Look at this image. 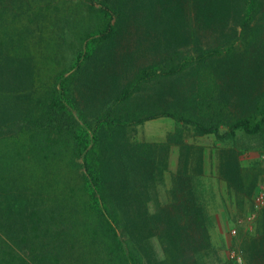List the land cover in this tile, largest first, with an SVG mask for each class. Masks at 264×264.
I'll return each instance as SVG.
<instances>
[{
	"label": "trees",
	"instance_id": "trees-1",
	"mask_svg": "<svg viewBox=\"0 0 264 264\" xmlns=\"http://www.w3.org/2000/svg\"><path fill=\"white\" fill-rule=\"evenodd\" d=\"M56 1L0 0V74L9 67L24 78L27 102L14 114V100L0 88V264H238L212 246L201 210L183 200L171 208L159 203L156 188L166 169L160 155L183 144L182 129L162 145L131 142L128 133L167 118L220 141L262 135L264 88H248L247 67L249 58L264 57V0H191L209 23L237 12L236 39L176 48L139 67L92 118L75 115L76 82L93 72L128 2L146 19L161 0ZM64 11L78 14L70 27V68L56 61L55 27ZM160 82H179L183 90L166 105L136 102ZM234 92L241 95L238 104ZM241 171L244 187L253 189L258 175ZM189 214L196 225L188 234ZM255 224L241 237L245 264H264V209ZM151 237L166 246L159 263L146 262L142 253Z\"/></svg>",
	"mask_w": 264,
	"mask_h": 264
},
{
	"label": "rangeland",
	"instance_id": "rangeland-1",
	"mask_svg": "<svg viewBox=\"0 0 264 264\" xmlns=\"http://www.w3.org/2000/svg\"><path fill=\"white\" fill-rule=\"evenodd\" d=\"M62 1L71 6L85 0ZM127 4L118 20L116 36L101 50L93 72H86L76 82V116L92 118L110 94L123 87L139 67L163 59L171 50L192 48L194 43L202 47L222 44L235 40L239 31L237 12L214 15V21L209 23L198 17V10L191 0H161L162 7L160 4L146 19L138 6L133 10V3ZM61 15L55 27L56 61L62 67L70 68L74 63L70 27L78 14L73 16L64 11ZM239 51L242 52L241 45ZM249 61L252 68L247 67L248 88L261 90L264 88V57L256 56ZM237 71H229L228 76L234 77ZM0 82V88L14 100L11 103L14 114L23 112L27 105L24 78H17L14 71L6 67L0 74ZM86 83L95 89L87 90L90 86ZM177 89L183 90L179 82L153 84L138 96L136 102L146 107L166 105L176 100ZM234 95L237 104L241 102V95L238 92ZM177 128L182 129L183 144L165 147L160 155L166 169L156 188L159 203L171 208L172 202L183 200L201 210L210 242L219 256L223 259L231 256L238 264H245L241 237L253 233L257 214L264 209L256 207L257 198L264 199V133L255 137L238 133L235 139L220 141L213 136H196L173 120L160 118L130 129L128 138L135 143L162 145L168 134ZM242 169L258 175L253 189L244 187ZM173 191L184 194L176 199ZM191 193L193 196L189 197ZM149 207L153 212L155 203L151 202ZM195 221L189 214L185 232H194ZM142 253L146 262L159 263L166 258V246L151 237L143 242Z\"/></svg>",
	"mask_w": 264,
	"mask_h": 264
},
{
	"label": "built area",
	"instance_id": "built-area-1",
	"mask_svg": "<svg viewBox=\"0 0 264 264\" xmlns=\"http://www.w3.org/2000/svg\"><path fill=\"white\" fill-rule=\"evenodd\" d=\"M263 206H264V199L257 198V200H256V207L261 208Z\"/></svg>",
	"mask_w": 264,
	"mask_h": 264
}]
</instances>
